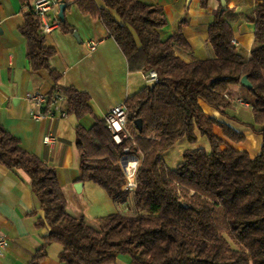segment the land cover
I'll return each instance as SVG.
<instances>
[{
  "label": "trees",
  "instance_id": "trees-1",
  "mask_svg": "<svg viewBox=\"0 0 264 264\" xmlns=\"http://www.w3.org/2000/svg\"><path fill=\"white\" fill-rule=\"evenodd\" d=\"M29 1L20 0L26 9L20 32L27 58L33 71L47 70L59 88L62 73L51 66L56 49L47 44ZM58 1L99 20L124 54L128 69L155 71L157 80L125 100L131 137L117 143L104 118L90 128L75 127L80 181L102 187L116 206L131 203L125 211L102 217L99 227L67 212L56 170L24 150L0 125V163L29 176L43 210L37 225L48 228L35 262L57 243L63 264H115L123 254L130 256V264H264V0L247 16L255 26L249 58L232 42L229 13L218 8L208 28L214 56L191 62L176 54L177 46H187L180 30L161 37L159 29L167 18L159 6L140 0ZM200 1L207 5V0ZM59 26L65 33L74 31L66 19ZM244 75L251 89L241 84ZM237 85L253 97L249 105L262 136L254 157L225 144L215 127L234 143L245 141V136L208 116L199 104L202 100L216 110L230 109ZM59 89L68 114L80 119L92 113L88 92L73 86ZM137 119L142 120L141 131ZM198 135L207 138L209 150L186 149L177 167L169 168L163 154L182 138L196 142ZM128 155L139 160L133 191L125 188L121 165Z\"/></svg>",
  "mask_w": 264,
  "mask_h": 264
},
{
  "label": "crops",
  "instance_id": "crops-1",
  "mask_svg": "<svg viewBox=\"0 0 264 264\" xmlns=\"http://www.w3.org/2000/svg\"><path fill=\"white\" fill-rule=\"evenodd\" d=\"M33 0H30V4ZM145 4L162 8L167 24L159 29L163 39L180 30L187 46H177L176 54L185 62L205 60L214 56L208 42V28L214 12L221 8L219 0H207L203 7L200 0H140ZM259 0H226V10L233 28V40L244 57H250L254 41V23L247 16L253 13ZM26 9L20 0H0V125L15 136L21 147L36 155L46 165L54 168L66 198L67 212L72 216H84L94 227L101 218L116 212L115 203L104 189L93 182L82 181L77 192L74 185L80 181L79 155L75 144V127L81 124L90 128L96 119L104 118L110 109L123 103L127 97L150 82L141 71H130L126 58L115 40L99 20L81 14L75 5L66 4L64 16L74 31L65 33L59 26V5L48 14L53 29L45 34L47 44L56 49L51 66L62 73L59 88L73 86L90 95L92 113L77 119L73 114L65 118L35 120L30 112L33 104L27 93L50 94L55 83L48 71H33L27 58V44L20 32L25 21ZM77 33V36L74 33ZM98 41L95 51H88L85 42ZM90 61L100 65L102 77L93 76L80 64ZM99 68V69H100ZM86 80V81H85ZM101 81L102 86H99ZM97 82V84L95 83ZM245 88L235 86L233 97L243 94ZM234 98V99H235ZM245 101L250 103L248 97ZM203 111L215 117L245 136V141L234 143L224 138L220 128L214 132L225 144L236 150L257 155L262 146V136L257 132L251 106L234 102L230 109L216 110L199 100ZM52 132L56 138L54 147L44 143V136ZM101 203L100 222L92 221V210ZM43 216L39 200L32 190L29 176L21 169H9L0 163V233L7 236L9 245L0 255V264H63L59 259L61 246L52 243L46 255L35 262L36 254L44 243L48 228L37 225ZM115 264H130V256L119 255Z\"/></svg>",
  "mask_w": 264,
  "mask_h": 264
},
{
  "label": "built area",
  "instance_id": "built-area-1",
  "mask_svg": "<svg viewBox=\"0 0 264 264\" xmlns=\"http://www.w3.org/2000/svg\"><path fill=\"white\" fill-rule=\"evenodd\" d=\"M59 4L60 2L58 0L32 1L31 7L33 12L41 20V32L43 34H47L53 29V26L49 23L47 17L49 12ZM232 42L235 45L237 44L235 40ZM85 45L88 51L93 52L97 48L98 41L95 39H89L85 42ZM144 76L150 83H153L157 80V73L155 71H150L149 73L144 74ZM226 97L228 96L226 95ZM26 98L33 104L30 115L35 120L65 118L68 116V113L64 107L66 97L59 88H54L50 94H45L42 92L27 93ZM236 101L243 106L249 105V103L243 100L241 97H236ZM127 113L128 109L124 101L123 103L112 107L104 117L106 124L111 130L113 138L117 143L121 142L122 139L126 137H131L130 132L126 128ZM43 141L52 148L55 146L57 138L52 132H49L44 136ZM125 150H128V148H125ZM138 166V159L134 160L129 158L126 167L123 168L126 175L125 188L130 191H133L137 187L136 172ZM8 245L9 239L6 235L0 233V255L5 249H7Z\"/></svg>",
  "mask_w": 264,
  "mask_h": 264
},
{
  "label": "rangeland",
  "instance_id": "rangeland-1",
  "mask_svg": "<svg viewBox=\"0 0 264 264\" xmlns=\"http://www.w3.org/2000/svg\"><path fill=\"white\" fill-rule=\"evenodd\" d=\"M80 69L81 70H87V72L90 74L89 76L91 78H89L88 81L92 82V78L95 75L101 76L102 77V69L100 68V65H94L92 62H88V61H84L83 63H81L80 65ZM100 68V69H99ZM86 81V80H85ZM97 84V82H95ZM99 86H102L101 81H99ZM238 97H241L243 100H245L246 97H248L250 100H253V97L251 96V94L249 92H247V90L245 89V92H243V94H239ZM236 99V98H235ZM249 106V105H248ZM194 147H204L207 150H209V142L207 140V138L205 136L202 135H198V139L196 142L191 143L189 142L187 139L182 138L180 139L178 142H176L173 146H171L164 154H163V158L164 161L166 163V165L173 169L176 168L177 165L182 161L183 159V152L186 149L189 148H194ZM100 187V186H99ZM101 189H103L102 187H100ZM131 206V203L128 204H124V205H120V206H116L114 207V210H118V211H125L127 210L129 207ZM95 208H93L91 214H92V221L94 223H99L100 222V215L97 211V208H99V211H101V203H97L95 206Z\"/></svg>",
  "mask_w": 264,
  "mask_h": 264
},
{
  "label": "water",
  "instance_id": "water-1",
  "mask_svg": "<svg viewBox=\"0 0 264 264\" xmlns=\"http://www.w3.org/2000/svg\"><path fill=\"white\" fill-rule=\"evenodd\" d=\"M220 1V4H221V10H225L226 9V0H219ZM65 8H66V4L65 3H60L59 4V18L61 21H63L65 19V16H64V11H65ZM75 36H77V33L75 32L74 33ZM241 84L246 87L247 89H251L252 88V84L251 82L249 81L248 77L246 75H244L242 78H241ZM135 125L137 127V129L139 131L142 130V120L141 119H137L135 121ZM129 158H132L134 160H137L138 158L134 155H130V156H124L122 159H121V165L123 168L126 167L127 165V161L129 160ZM82 181H79V182H76L74 187L76 189L77 192H80L81 189H82Z\"/></svg>",
  "mask_w": 264,
  "mask_h": 264
}]
</instances>
